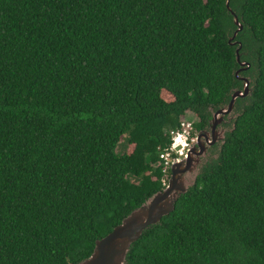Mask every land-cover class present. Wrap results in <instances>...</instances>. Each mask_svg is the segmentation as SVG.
Masks as SVG:
<instances>
[{"label":"trees","instance_id":"16d2710c","mask_svg":"<svg viewBox=\"0 0 264 264\" xmlns=\"http://www.w3.org/2000/svg\"><path fill=\"white\" fill-rule=\"evenodd\" d=\"M228 1L0 0V264L89 257L163 189L169 130L208 128L241 77L215 155L125 263L264 264V0Z\"/></svg>","mask_w":264,"mask_h":264},{"label":"water","instance_id":"95a60500","mask_svg":"<svg viewBox=\"0 0 264 264\" xmlns=\"http://www.w3.org/2000/svg\"><path fill=\"white\" fill-rule=\"evenodd\" d=\"M228 4L229 1L226 0L229 8ZM234 23L238 26L237 30H240L242 26L237 16H234ZM236 53L239 61L238 50ZM240 64L248 66L245 61ZM241 79L244 81L243 89L233 92L228 105L212 114L209 127L198 131L197 141L189 148L187 155L172 164L168 185L129 213L107 235L96 240L90 256L77 264H126L125 256L131 243L140 237L146 227L156 224L164 215L173 210L176 198L194 183L196 168L201 157L210 146L223 139L224 131L218 130L217 126L222 122L223 115L231 112L235 99L248 93V79L244 77Z\"/></svg>","mask_w":264,"mask_h":264},{"label":"built area","instance_id":"2783aa9c","mask_svg":"<svg viewBox=\"0 0 264 264\" xmlns=\"http://www.w3.org/2000/svg\"><path fill=\"white\" fill-rule=\"evenodd\" d=\"M194 120L182 116L179 126L169 130L171 142L159 151L161 170L163 173L161 183L163 187L168 185L170 169L174 162L184 158L189 148L197 141V131L194 129Z\"/></svg>","mask_w":264,"mask_h":264},{"label":"rangeland","instance_id":"374dc122","mask_svg":"<svg viewBox=\"0 0 264 264\" xmlns=\"http://www.w3.org/2000/svg\"><path fill=\"white\" fill-rule=\"evenodd\" d=\"M161 96L164 99H166V100H170L171 99L170 95L167 92H164V91L161 93ZM186 118H189V119L194 120V121L197 120V116L194 113H192V112H188L186 114ZM217 128H218V130H221L222 132L225 131V130H227L224 126H222L220 124L217 126ZM219 143H220V140L218 142H216L215 144L216 145H219ZM126 147H127V143H125V141H122L118 145L117 150H118V152H124L126 150ZM213 150H214V148L213 149H210V147H209L207 149V151L205 152L204 156L201 157V161H200V163L198 164V166L196 168V174L198 172V169H199L200 165L203 162H205L212 154L215 155V153L213 152Z\"/></svg>","mask_w":264,"mask_h":264},{"label":"clouds","instance_id":"9594fccd","mask_svg":"<svg viewBox=\"0 0 264 264\" xmlns=\"http://www.w3.org/2000/svg\"><path fill=\"white\" fill-rule=\"evenodd\" d=\"M198 133V132H197ZM221 141V140H220ZM211 147V146H210ZM170 172H171V169H170ZM164 188V187H163Z\"/></svg>","mask_w":264,"mask_h":264}]
</instances>
